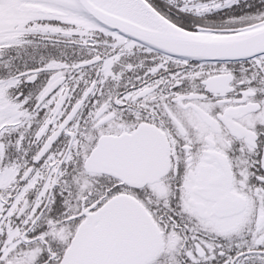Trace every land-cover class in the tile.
Instances as JSON below:
<instances>
[{
    "label": "snow or ice",
    "instance_id": "6c2138e0",
    "mask_svg": "<svg viewBox=\"0 0 264 264\" xmlns=\"http://www.w3.org/2000/svg\"><path fill=\"white\" fill-rule=\"evenodd\" d=\"M0 264H264V0H0Z\"/></svg>",
    "mask_w": 264,
    "mask_h": 264
}]
</instances>
